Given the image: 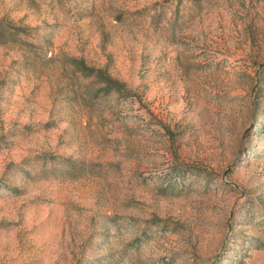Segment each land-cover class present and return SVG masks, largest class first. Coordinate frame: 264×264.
<instances>
[{
	"label": "rangeland",
	"instance_id": "obj_1",
	"mask_svg": "<svg viewBox=\"0 0 264 264\" xmlns=\"http://www.w3.org/2000/svg\"><path fill=\"white\" fill-rule=\"evenodd\" d=\"M0 264H264V0H0Z\"/></svg>",
	"mask_w": 264,
	"mask_h": 264
},
{
	"label": "trees",
	"instance_id": "obj_2",
	"mask_svg": "<svg viewBox=\"0 0 264 264\" xmlns=\"http://www.w3.org/2000/svg\"><path fill=\"white\" fill-rule=\"evenodd\" d=\"M74 65L76 69L85 77H90L94 79L97 82H100L103 84L102 92L105 94L111 93V92H120L121 90V85L110 79V77L105 76L102 74L101 71H94V70H89L85 68L82 63L75 61Z\"/></svg>",
	"mask_w": 264,
	"mask_h": 264
}]
</instances>
